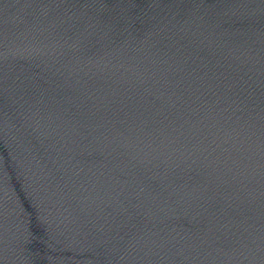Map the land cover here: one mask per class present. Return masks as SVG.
I'll return each mask as SVG.
<instances>
[{
	"label": "water",
	"instance_id": "obj_1",
	"mask_svg": "<svg viewBox=\"0 0 264 264\" xmlns=\"http://www.w3.org/2000/svg\"><path fill=\"white\" fill-rule=\"evenodd\" d=\"M0 264H264V0H0Z\"/></svg>",
	"mask_w": 264,
	"mask_h": 264
}]
</instances>
